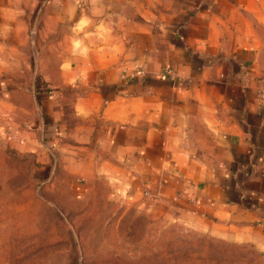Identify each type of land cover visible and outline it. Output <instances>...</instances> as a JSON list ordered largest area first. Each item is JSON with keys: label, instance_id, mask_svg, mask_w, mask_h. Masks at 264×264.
Here are the masks:
<instances>
[{"label": "crops", "instance_id": "obj_1", "mask_svg": "<svg viewBox=\"0 0 264 264\" xmlns=\"http://www.w3.org/2000/svg\"><path fill=\"white\" fill-rule=\"evenodd\" d=\"M263 89L264 0H0L1 230L55 239L63 172L264 255Z\"/></svg>", "mask_w": 264, "mask_h": 264}, {"label": "rangeland", "instance_id": "obj_2", "mask_svg": "<svg viewBox=\"0 0 264 264\" xmlns=\"http://www.w3.org/2000/svg\"><path fill=\"white\" fill-rule=\"evenodd\" d=\"M58 179L55 201L62 211L55 212V239L45 237L42 225L38 245L25 240L20 255L0 228V264H264V255L249 244L209 236L143 203L109 199L105 184L70 198L69 178L60 172ZM39 214L46 215L41 208ZM32 246L34 254L26 253Z\"/></svg>", "mask_w": 264, "mask_h": 264}, {"label": "built area", "instance_id": "obj_3", "mask_svg": "<svg viewBox=\"0 0 264 264\" xmlns=\"http://www.w3.org/2000/svg\"><path fill=\"white\" fill-rule=\"evenodd\" d=\"M126 70H123V74ZM164 74L168 77H174V73L170 68H164ZM257 98L259 99L260 103L264 106V89L257 91Z\"/></svg>", "mask_w": 264, "mask_h": 264}]
</instances>
